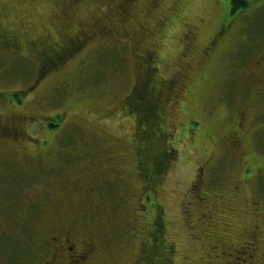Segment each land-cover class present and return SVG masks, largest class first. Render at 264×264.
<instances>
[{"label": "rangeland", "instance_id": "rangeland-1", "mask_svg": "<svg viewBox=\"0 0 264 264\" xmlns=\"http://www.w3.org/2000/svg\"><path fill=\"white\" fill-rule=\"evenodd\" d=\"M60 1L0 0V22L5 27L18 24L21 31L25 29L23 25H31V31L27 30L23 40L19 34L20 42L26 45L31 39L43 36L47 30L52 40L59 39L61 32L58 27L64 24V20L71 21L76 32L110 23L108 31L98 30L94 36L90 33L81 46L76 45V50L81 47L76 53V76L71 77L69 68L58 76L47 75L30 96H15L13 92L29 89L36 80L37 57L28 56L25 50L8 53L0 45V93H4L0 95V120L4 126L10 125L22 133L23 138L10 137L29 150L28 154L22 155L7 147L6 143H0V207L5 208L9 215H12V210L24 218L19 225L5 221L10 230L5 237H0V264H27L36 256V242L25 234L42 224L57 207L56 200L60 194L49 180L65 177L67 171L60 169L65 164L61 159L70 157L68 149L75 143L80 148L76 150V160L81 161L82 169L89 167L90 163L85 161L88 157L92 159L98 175L92 189L96 203L85 211L77 205L73 211L84 214L83 221L96 223L101 233H113L125 225L127 204L123 202L133 200L135 190L129 188L128 181L129 187L118 182L122 189L117 190L103 172L110 165L120 167L124 172L134 168L136 157L132 144L141 145L136 134V116L129 114V110H123L124 114L115 112L103 118L98 111L123 101L134 80L141 75L139 71L143 68L136 65L139 59L134 58L136 49L132 51L125 44H119L116 39L119 36L113 35L115 28L125 27V32H131L140 23H147L152 34L140 40V44L143 48L156 50L154 64L150 61L158 68L152 75L155 82L161 84L160 81L169 79L177 69L182 71L184 79V92L177 97L171 91L163 92L159 84L151 85L149 93H145L152 108H166L161 130L169 135L163 146L170 151L172 158H167L161 174L156 191L158 196L151 194L147 197L149 215L163 216L165 233L174 242L178 262L199 263L206 247L192 237L190 220L198 214V200L193 199L192 183L203 161L212 159L215 163L209 170L213 174L225 171L242 181L233 201L236 204L230 214V226L215 220L212 222L213 231L217 234L230 232L236 243L237 240H245L246 232H251L255 224H261L264 232V177L244 178L245 166L250 175L253 172L251 154L257 156L259 164L264 161V80L255 87L250 77L254 61L264 50V0H247V7L235 14L230 12L231 0H87L76 6V11L68 18L67 14L61 16L55 10V4ZM122 16L126 19L122 20ZM224 23L229 26L227 41H216L215 47L218 46L219 50L205 56L201 51L212 40L214 31L222 30ZM193 26L198 27L195 43L198 48L193 56L179 61L177 55L182 51L183 32ZM70 78L72 81L76 79L72 92L54 87ZM25 96L28 99L26 103L23 101ZM132 99L133 96L127 99L130 104ZM243 109L249 113V119L244 121L243 137V150L248 151V158L242 151L233 152L225 145L207 143L210 131L221 135L237 131ZM57 111L68 114L64 124L53 130L44 128L41 125L47 119L44 115ZM20 113L35 116L38 120L21 125L13 117ZM154 127L155 124L149 128V124L144 123L138 133L141 138L150 139ZM3 140L11 139L6 137ZM152 144L155 148L156 145ZM109 185L112 192L107 189ZM44 188H48L47 191ZM206 188L217 186L211 182ZM262 200L263 204L259 203L262 207L255 204ZM32 217L36 220L33 221ZM110 245L113 249L116 244ZM117 251L114 250V254ZM125 259L127 262L121 264H133L129 255Z\"/></svg>", "mask_w": 264, "mask_h": 264}, {"label": "flooded vegetation", "instance_id": "flooded-vegetation-1", "mask_svg": "<svg viewBox=\"0 0 264 264\" xmlns=\"http://www.w3.org/2000/svg\"><path fill=\"white\" fill-rule=\"evenodd\" d=\"M85 2H87V0H61L58 4H55L54 7L61 16L67 14L68 18L72 12L76 11V6ZM142 25L137 24L134 30L145 29L146 32V26L143 25L144 28ZM18 26V24H14L10 27H5L0 22V45L8 53L16 54L25 50L28 56L32 58L34 56L37 57L39 68L37 69L36 80L31 84L29 89L18 92L26 96L34 94L47 75L53 74L58 76L62 71L64 72L69 68L71 77H73V75L76 76V45L81 46L83 42L88 39L90 33L94 36L98 30L104 32L108 31L106 29L108 25L101 26L100 28L99 25H94L95 29L91 26L89 31L84 28L78 29L76 32V26H73L71 21L67 20L66 22L64 20V24L58 27L59 33L61 32L59 39L52 40L47 30L43 36L37 37L35 40L31 39L26 45L20 42L19 34L21 35V40H23L25 35L27 36L28 31H31V25H23V28L26 30L24 29L21 31L18 30ZM221 26V32H218L216 38H212L214 40L209 41L206 47L201 51L204 52L205 56L215 54L218 48V46L215 47L216 41L221 37L223 39L227 38L226 34L229 26L225 23ZM147 29L149 30L148 27ZM183 34L184 42L182 51L177 55V60L179 61L190 55L193 56L198 48L195 44L198 36L197 26L186 28ZM38 55H40V57ZM138 56L140 57V55ZM146 56L156 60V52L153 53L152 51H148ZM153 59H151V62L154 64L155 60ZM253 64L254 69H250V77L252 83L258 87L264 80V50L260 52L258 59L255 60ZM157 70L158 68L155 66V73ZM153 80L155 81L154 78ZM74 81L70 78L68 81H63V83L54 85V87L60 88L63 92L70 93L73 90ZM154 83L156 86L159 84L157 82ZM160 83L159 85H161L160 87L163 92L171 91L175 97L184 92L182 88L184 79L182 71L179 69H177L169 79L160 81ZM132 91L133 88L129 91L128 96ZM3 94L4 93H0V95ZM128 96L124 97V99L127 100ZM27 100L26 97L23 101L26 103ZM57 101L59 104V99ZM128 103L126 101H118L113 107L100 109L98 114L103 118H107L115 112H122L129 108V114L135 115L136 112L130 111L131 104L129 103L128 105ZM165 109L164 106L160 107V116L158 114L154 116L158 123H155L154 129L151 130V132H153V137L150 139L141 138V134L138 133V130L144 123L137 121L136 134L139 140L138 144L141 145L132 144L133 153L136 157L134 168L124 172L121 171L120 167L110 165L106 172H103L107 179L109 177H114L118 182L121 181L123 185L127 187L130 186L129 188L135 190L136 193L134 192L135 196L133 198V203L138 206L140 205V208H135L127 215L126 218L131 221H133L136 213L143 209L141 208V204H143L142 201L147 198L149 192H153V195L157 196L156 191H158L159 180H161V178L157 176L158 172L155 170L154 164L158 163V158H160L163 153H165L166 157H171L170 151H166L165 146H163L164 142L166 143V139L169 137L166 131L161 130L166 117ZM0 116H2L1 113ZM158 116L159 118H156ZM13 117L19 121L21 125L24 123L28 125L38 120L35 116H29L25 113H20ZM45 117L48 120L44 119L46 122L42 121L41 123L44 128H49L50 124L58 128L60 125L64 124V120H67L68 114L65 111H57L50 115H44V118ZM248 119L249 113L247 110L243 109L242 113H240L237 125L243 127L244 121ZM74 122L76 123V120ZM193 134L194 133H191V135ZM10 136L14 139H17L19 136H21V138L24 137L22 133H18L17 130L10 125L4 126L0 120V143L2 145L6 143L7 147L9 146L15 149L22 155L24 153L28 154L29 150L27 146H24L23 143L18 140H12ZM6 137L11 140H3ZM243 137L244 134H239L235 131H228L222 135L210 131L207 133L206 139L207 143L225 145V147L231 148L233 152L242 151L244 157L248 158V151L243 150ZM152 142L156 145L155 148ZM79 149L80 148L76 147L75 143L68 149L70 151L68 156L70 157L61 159L65 164H63V167L60 169H63V172L67 171L65 177L53 181L49 180L50 183L56 185L55 188L60 194V197L56 200L57 207L47 219L46 217L44 218V223L39 220L42 224L37 225L33 230L31 229V233L27 231L25 234L29 239L36 242V256L33 260L30 259L27 264H121L127 262V260H124V258L123 260H113L108 257L109 253L120 249L122 250L120 251L122 256L129 255L132 257L133 264H188L185 260L178 262L174 242L166 238L164 224L162 222L160 223V221L156 220L152 223V227H148L151 228L152 233L149 232L145 234L146 236L142 235V237L135 239L132 235L136 234L138 230H144V227L126 224L127 226L124 231H127V235H125V232L118 237L115 234L120 231L119 228L113 233H101V230H97L99 227L96 223L83 221L84 214H76V212L73 211V209L76 210L77 205L80 210L84 209L85 211L88 210L92 204L96 203L92 198L94 194L92 189L95 185L98 171L93 167L94 163L92 159L90 160L87 157L85 160L86 164H90L89 167L83 169V172H85L86 169L90 170V176L87 175L88 181L89 179L90 181H81L79 177H76V171L83 167L81 161L79 159L76 160V150ZM250 158L253 161V172L250 175L249 169L245 166V174H248V177H245V179L248 180V178H254L256 176L264 177V161H261L262 163L259 164L257 158ZM214 163L215 161L212 159H205L197 169V179L192 183L194 190L200 191L201 184L210 180L211 169L209 170V168L212 167ZM245 165H247V162ZM103 166L106 167L107 165L105 164ZM134 177H136L137 180H134ZM130 178L133 180L130 181ZM231 179L232 180L228 183L229 185L223 187L218 193L206 188L200 191L201 195L198 194V202H196L198 214L195 218L190 220V223L193 230V239L199 241L202 246L204 245L206 250L201 256L200 262L196 264H264V232L261 230V224H255L251 232H246V239L243 241L237 240L238 243L233 241L229 234L230 232L217 234V232L212 229V222L215 220L222 221L225 225H228L231 219L230 214L235 210L234 205L236 203L233 201L236 200V192H238L242 181L236 175L235 177L231 176ZM127 181L129 186L126 183ZM137 183L139 187L136 186ZM47 189L48 188H44V191H47ZM259 203L263 204V201L255 202V204L262 207ZM44 205L45 203H43V206ZM10 213L12 215L7 214L5 208L0 207V237H5L10 230V227L5 222L6 220H10L14 224L16 222L19 225L20 221L24 219L22 215L16 211L10 210ZM139 216H141L140 213ZM155 218L159 219L157 215ZM32 220L35 221L36 219L32 217ZM130 231L132 232L130 233ZM34 238H36V241ZM108 241L110 242L108 243ZM115 241H117V243H115ZM111 243L116 244L113 249H110L112 247L110 245Z\"/></svg>", "mask_w": 264, "mask_h": 264}, {"label": "trees", "instance_id": "trees-1", "mask_svg": "<svg viewBox=\"0 0 264 264\" xmlns=\"http://www.w3.org/2000/svg\"><path fill=\"white\" fill-rule=\"evenodd\" d=\"M247 5H248V1L247 0H231L230 12H231V14H235L236 12H240L244 8H246ZM125 19H126V17L122 16V20H125ZM108 24H110V23H107L106 25H108ZM140 24L141 25L143 24L144 26H146V32H145V29H139V30H134L133 29L131 32L130 31L129 32L128 31L125 32L126 29L124 27L123 29L115 28V32H114L115 34H113V35L114 36H119V38H116L119 44H125V46L128 47L129 49L131 48L132 51H134V49H136L137 53L134 52V58L135 59H139L140 61H142V63H139V60L136 62L137 63L136 65H138L139 68H141V66H142L143 69H142V71L141 70L139 71V73L141 75L138 76L137 79L134 80V83H133V85L131 87V88H133V91H132V93L130 92L129 96H133V99H132V103L130 105V111H135L136 112V114H135L137 116L136 117V121H138L140 123H148L149 124V128H150V126H152L153 124L158 123V121L155 120L154 116H157V114L159 115V107L158 108H156V107L155 108H152V105L149 104V101L147 102V96L148 95L147 96L145 95V93L146 94L149 93L148 92V90H149L148 88H150L151 85L155 84L154 83L155 81L153 80L152 75L155 72V66H156V65H153V64L150 63L151 59H153V58L146 56V53L148 51H152L154 53V52H156V50L155 49H151V48H143L141 46L140 40H142L143 38H145L147 35H150L151 32L147 29V27H148L147 26V23H140ZM106 29L109 30V26H107ZM121 31L123 33H121ZM171 32L172 31L169 32V35L172 34ZM218 32H221V30L220 31H217V30L214 31V35H213V38L214 39L216 38ZM214 39H212V40H214ZM226 39L227 38H224L223 39L221 37L219 40L221 42H224V41H227ZM221 46L223 47L222 43H221ZM217 49H216V51H217ZM78 50H76V53H79L80 52V48H78ZM138 55H140L141 58ZM153 60H155V59H153ZM199 82H200V80H199ZM13 95L19 96V93L18 92H13ZM124 100L127 103L129 102L126 99H124ZM129 103H128V105H129ZM154 103L156 105L157 104V101L155 100ZM142 106L145 107V108L142 109L143 108ZM153 106H154V104H153ZM128 110H129V108H128ZM159 116L156 117V118H159ZM157 120H159V119H157ZM53 127L54 126L50 124L49 129H52L53 130L54 128H56V127H54V128ZM237 127H238V130L235 131V132L241 133V131H242L243 134H244V131H245L244 127L245 126L239 127L237 125ZM46 151H47V149H46ZM163 154H162V156L160 158H158V163H155L154 164V167H156L155 170L157 172H160V175H157L158 177H161V174L164 172L165 166L167 165V162H168V159L167 158L169 156L166 157L165 153H163ZM250 157H252L254 159L257 158V156L252 155V154H251ZM169 158H171V157H169ZM147 161H148V159H147ZM169 162H171V161H169ZM148 163H149V161H148ZM218 173H220V174H218ZM218 173L217 174H213V172L210 171V180L207 181V182H205V183H203V184H201L200 191H202L203 189H205L208 184H211V182L212 183L215 182L217 188H210V191H213V192H216V193H218L219 191H221V189L223 187H227L229 185L228 184L229 181L232 180L231 179V176H230L231 174H228L225 171H221V172H218ZM87 175L90 176V170H88V169H86L85 172H83V169L82 168L79 169L78 171H76V177H79L81 181L89 182L90 179L88 181ZM245 177H248V174H244V178ZM133 179L135 180L136 177H134ZM196 179H197V172L195 174L194 181ZM108 180L112 181L113 182L112 184H115V187L117 188V190H121L122 189V188H120V185H119L118 181L114 182L116 180L114 177H111V178L109 177ZM159 181L161 182V180H159ZM112 184H110V185H112ZM110 185H109V188L107 187V189H108L109 192H112L113 188ZM158 189H159V187H158ZM192 191H193L192 192L193 199H195V201H196L198 199V196H199L198 194H200V191H197V190H192ZM151 194L153 195V192H149L147 194V197H149ZM258 196H259V193H258ZM125 202L127 204V207H126L127 215H129V213L132 212V210H134L135 208H137V207L140 208V205L138 206L135 203H133V200H125L123 203H125ZM147 202H148V198H145V200L142 201V203L144 204V206H143V204H141V208H143V209H141L138 213H136V216L133 218V221L127 219L126 222H125V225L124 226H121L119 228L120 231H118L117 234H115L116 236L120 237V234H123L125 232H126L125 235H127V231H124V229L127 226L126 224H132L134 226L140 225V227L142 226V227L145 228L142 231L141 230L140 231L138 230V232L136 234L132 235L136 239L138 237L139 238L142 237V235L143 236H146L145 234H147L149 232L152 233L151 228H148V227H152V225H153L152 223L154 221L157 220V221H160V223L161 222L163 223V216L162 215L157 214V217H159V219L158 218L156 219L155 218V215L153 217H151V215H149L150 206L148 205L149 203H147ZM139 213H140L141 216H139ZM16 225H17V223H16ZM131 232L132 231H130V233ZM165 235H166V233H165ZM166 238L169 239V237L167 235H166ZM120 251H122V250L120 249V250L117 251V253L115 252L117 255L114 254L113 253L114 251H113V252H111V253L108 254V257L110 259H113V260L114 259L115 260H121V259L123 260L122 253ZM120 256H122V257H120ZM126 256H124V260H125V257Z\"/></svg>", "mask_w": 264, "mask_h": 264}]
</instances>
